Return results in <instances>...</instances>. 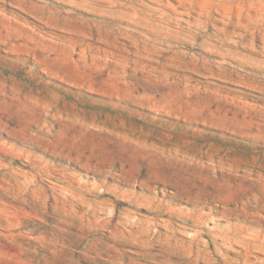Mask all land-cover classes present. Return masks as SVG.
I'll return each mask as SVG.
<instances>
[{
	"label": "rangeland",
	"instance_id": "obj_1",
	"mask_svg": "<svg viewBox=\"0 0 264 264\" xmlns=\"http://www.w3.org/2000/svg\"><path fill=\"white\" fill-rule=\"evenodd\" d=\"M0 264H264V0H0Z\"/></svg>",
	"mask_w": 264,
	"mask_h": 264
}]
</instances>
